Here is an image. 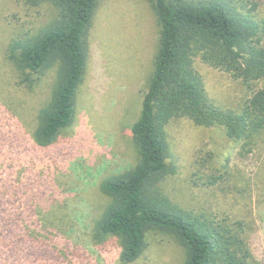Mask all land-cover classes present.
Segmentation results:
<instances>
[{
  "label": "rangeland",
  "instance_id": "1",
  "mask_svg": "<svg viewBox=\"0 0 264 264\" xmlns=\"http://www.w3.org/2000/svg\"><path fill=\"white\" fill-rule=\"evenodd\" d=\"M229 1L264 19V0ZM150 8L146 0L100 1L74 121L54 144L40 148L32 134L53 73L34 88L21 85L7 51L14 37L39 32L57 10L43 0H0V200L8 208L6 215L0 212V264H123L119 239L98 240L93 229L109 201L101 183L139 159L132 126L159 38ZM195 67L211 99L225 110L240 111L253 89H264V78L249 85L202 57ZM168 138L174 170L162 180L163 192L187 211L243 231L255 263L264 264V134L243 151L222 126L181 118L169 124ZM14 186L22 192L12 194ZM25 197L30 204H23ZM13 209L34 217L26 242L14 243L20 231L4 220ZM186 258L175 236L155 230L131 264H185Z\"/></svg>",
  "mask_w": 264,
  "mask_h": 264
},
{
  "label": "trees",
  "instance_id": "2",
  "mask_svg": "<svg viewBox=\"0 0 264 264\" xmlns=\"http://www.w3.org/2000/svg\"><path fill=\"white\" fill-rule=\"evenodd\" d=\"M43 1L54 5L56 17L33 35L14 37L7 52L21 85L34 88L53 73L50 96L39 108L32 134L35 145L48 148L74 121L90 60V31L101 0ZM146 1L159 38L148 89L132 126L139 159L101 183L109 201L95 220L94 236L101 241L117 237L123 264L143 254L148 235L155 230L167 231L185 247V264H256L243 231L183 209L160 184L174 170L168 161V126L174 120L188 118L197 126H222L230 139L242 142L243 151L264 134V89H253L240 111L225 110L211 99L195 67L196 59L202 57L249 85L263 79L264 19L229 0ZM21 192L11 188L12 194ZM27 203L31 201L25 197L23 204ZM7 209L0 200V212L6 215L3 210ZM27 211L13 209L4 219L20 231L14 238L11 235L14 243L26 242L28 220L34 218L24 215ZM41 213L39 208L38 220Z\"/></svg>",
  "mask_w": 264,
  "mask_h": 264
}]
</instances>
